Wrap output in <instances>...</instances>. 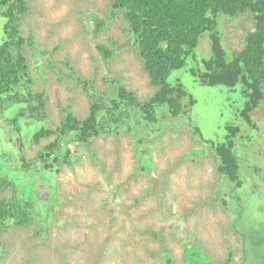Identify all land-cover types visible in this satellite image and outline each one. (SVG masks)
<instances>
[{
	"label": "rangeland",
	"instance_id": "374dc122",
	"mask_svg": "<svg viewBox=\"0 0 264 264\" xmlns=\"http://www.w3.org/2000/svg\"><path fill=\"white\" fill-rule=\"evenodd\" d=\"M26 3L28 9L17 22L19 33H31L36 45L21 48L28 79L17 90L33 97L41 93L38 118L44 119L19 116L10 127L7 120L34 103L5 102L0 113L1 169L13 168L21 149L24 159L33 160L52 136L35 144L32 134L42 126L58 127L67 110L78 118L88 115L92 94L110 107L108 84L132 91L140 102L156 90L133 42L116 49L129 33L112 0ZM94 16L104 20L96 32ZM2 22L0 16V42ZM253 24L249 14L219 15L223 47L240 49ZM96 42L114 49L106 61ZM209 51L204 32L194 57L167 76L168 83L179 82L186 92L179 115L155 106L157 120L145 121L127 106L118 115L120 127L110 129L112 123L101 110L97 118L104 129L86 143L76 139L74 130L60 139L59 156L49 163L52 201L44 204V214L34 212L31 223L8 222L0 231V264H181L191 249H199L207 264L222 263L231 253V264H253L241 260L248 248L237 227L246 226L245 238L260 243L259 252H264V102L250 112L248 125L239 115L245 100L240 84L199 83L190 69L199 67ZM188 96L192 103L186 107ZM230 126L239 129L233 139L238 165L233 181L218 171V158L204 142L223 141ZM16 130L22 146L12 133ZM194 153V159L188 155ZM9 195L10 188L0 191V198Z\"/></svg>",
	"mask_w": 264,
	"mask_h": 264
},
{
	"label": "trees",
	"instance_id": "16d2710c",
	"mask_svg": "<svg viewBox=\"0 0 264 264\" xmlns=\"http://www.w3.org/2000/svg\"><path fill=\"white\" fill-rule=\"evenodd\" d=\"M112 7L121 10L127 22L128 33H132V42L137 48L142 67L156 90L140 102L135 99L132 91L118 86V95L109 97L110 107H106L103 101L90 100L89 113L83 118H78L67 110L58 127L51 129L42 126L34 132L30 138L34 143L38 144L43 138L52 136V140L47 145L44 144L47 150H51L56 141L71 130L75 131L78 141L86 143L88 136L104 129L99 126L97 118L101 110H105L108 121L112 123L110 129L120 127L122 116H119L122 115L121 111L129 108L127 106L136 112L133 114L145 121L157 120L155 106L166 108L172 116L179 115L186 92L179 82L172 85L166 79L170 71L183 67L188 57H194L198 40L204 32H208L209 55L200 58V66L190 69L191 73L202 84H223L229 88L240 84L245 100L239 115L248 125H252L250 112L264 102V0H112ZM27 9L26 0H0L4 33L0 42V106L5 105V102L21 101L24 97L17 90L20 83L25 78L28 79L21 48L23 45L28 48L36 45L31 33L26 36L19 33L17 22ZM239 14H249L253 19V28L246 31L240 49L228 51L223 47L217 31V18L219 15L234 17ZM92 20L96 32L104 24V20L97 16L92 17ZM95 48L105 61L114 53V49L104 43L96 42ZM84 85L87 83L84 82ZM27 96L32 95L27 92ZM34 96L38 99L37 107H41V93H35ZM191 103L192 99L188 96L185 106ZM184 111L183 114L186 112ZM25 114L16 113L15 117L7 120L10 122L9 126L12 127L17 117ZM193 130L195 133L198 131L196 128ZM238 131V126H230L223 141H204L218 158V171L232 181L237 176L233 139ZM12 133H15L16 140L20 142L18 130ZM20 152V156L25 158L23 151ZM7 188H10V195L0 198V231L5 229L8 222L23 225L31 223L37 210L33 201L24 197L17 189L15 182L0 174V191ZM38 226H41L39 222ZM254 252L257 254L258 251L252 253ZM201 259L205 261L200 250L191 249L185 252L181 264H196ZM226 259L225 264L230 260V254Z\"/></svg>",
	"mask_w": 264,
	"mask_h": 264
},
{
	"label": "flooded vegetation",
	"instance_id": "af4514ba",
	"mask_svg": "<svg viewBox=\"0 0 264 264\" xmlns=\"http://www.w3.org/2000/svg\"><path fill=\"white\" fill-rule=\"evenodd\" d=\"M22 100H28V101H33V105H29L26 108L28 109L27 111L30 112L28 115L25 114V119L28 120V118H35L39 117L38 114L41 112L43 104L41 107H37L38 99L33 96H27L24 95ZM4 106V105H3ZM3 106H0V113L3 109ZM6 106V104H5ZM37 108V109H35ZM27 111L24 112L23 109L19 110L17 113H26ZM28 116V118H27ZM15 117V116H14ZM35 118V119H37ZM26 125V124H25ZM13 127V126H12ZM19 137V134L17 135ZM61 137L56 141L55 145L52 147L51 150H47L45 145H47L48 142L45 143V145H42L41 149L38 150V154L33 157V160L28 161L27 159H24L22 156H20V160L14 165V167H10V165H6L5 168L1 169L0 166V174L3 175L1 172H7L11 174V178H9L12 182H15V185L17 189L21 192V194L26 197L30 198L33 203L35 204L36 208L39 209L43 214L47 211L44 207V204H46L48 201H52V173H51V166L52 163L49 164L52 160L53 157L58 158L59 156V150L61 147L59 146V141ZM52 140V139H51ZM40 142V141H39ZM21 139H20V145H21ZM36 144V143H35ZM22 148V147H21ZM22 150V149H21ZM23 151V150H22ZM1 152V151H0ZM52 157V159H50ZM3 162L0 160V165ZM5 164V163H3ZM4 172V173H5ZM42 207L44 209L42 210ZM244 224V223H243ZM241 224V225H243ZM239 229V233L243 235L244 238V243H246V246L248 248V257L246 255H243V258L241 260H248L251 261L253 264H264V252H259V244L255 243V240H250L249 237L248 239L245 238L247 237V232L248 229L245 227H237ZM243 229L244 231H242ZM246 239V240H245ZM253 251H258L257 254ZM242 252L245 253L246 250L244 247H242ZM228 255L226 254L225 259L223 260L222 263L219 264H225V261L227 260L226 258ZM232 258V253L230 254V259ZM227 264H231L230 260L228 261Z\"/></svg>",
	"mask_w": 264,
	"mask_h": 264
},
{
	"label": "water",
	"instance_id": "95a60500",
	"mask_svg": "<svg viewBox=\"0 0 264 264\" xmlns=\"http://www.w3.org/2000/svg\"><path fill=\"white\" fill-rule=\"evenodd\" d=\"M130 43H132V33L130 32L127 36V38L125 39V41L121 42L118 46H116V49H118L119 47L122 46H127ZM107 91L110 97L114 98L116 93L118 92V87L116 83H110L107 85ZM91 101H95L98 102V98H96V96L94 94L91 95ZM189 156L196 158V154H188Z\"/></svg>",
	"mask_w": 264,
	"mask_h": 264
}]
</instances>
